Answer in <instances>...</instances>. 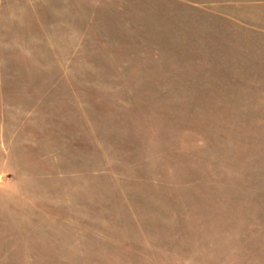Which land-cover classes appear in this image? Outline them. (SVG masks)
<instances>
[{
	"label": "rangeland",
	"instance_id": "obj_1",
	"mask_svg": "<svg viewBox=\"0 0 264 264\" xmlns=\"http://www.w3.org/2000/svg\"><path fill=\"white\" fill-rule=\"evenodd\" d=\"M0 264H264V0H0Z\"/></svg>",
	"mask_w": 264,
	"mask_h": 264
}]
</instances>
